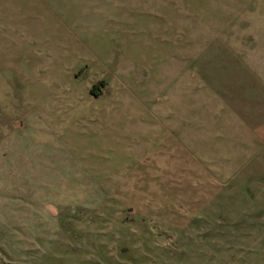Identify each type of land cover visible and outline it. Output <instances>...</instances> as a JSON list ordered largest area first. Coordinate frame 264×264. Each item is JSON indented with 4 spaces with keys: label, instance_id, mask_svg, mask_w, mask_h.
I'll return each mask as SVG.
<instances>
[{
    "label": "rangeland",
    "instance_id": "1",
    "mask_svg": "<svg viewBox=\"0 0 264 264\" xmlns=\"http://www.w3.org/2000/svg\"><path fill=\"white\" fill-rule=\"evenodd\" d=\"M0 264H264V0H0Z\"/></svg>",
    "mask_w": 264,
    "mask_h": 264
}]
</instances>
